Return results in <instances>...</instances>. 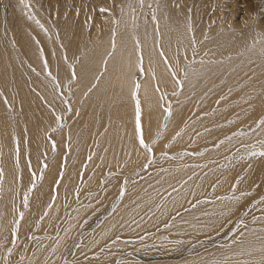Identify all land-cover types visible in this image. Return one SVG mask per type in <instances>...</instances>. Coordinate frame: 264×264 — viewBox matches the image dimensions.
<instances>
[{
    "label": "bare ground",
    "instance_id": "obj_1",
    "mask_svg": "<svg viewBox=\"0 0 264 264\" xmlns=\"http://www.w3.org/2000/svg\"><path fill=\"white\" fill-rule=\"evenodd\" d=\"M84 1L65 25V3L43 1L41 20L30 0H12L20 18L10 32L0 28V264H59L88 219L118 199L68 261L106 264L130 248H158L170 256L143 264H264V26L209 50L191 34L192 8L181 0L159 11L158 0L145 1L141 40L139 0H93L90 10L107 11L86 21L77 16ZM141 72L143 138L160 154L153 163L136 127ZM234 224L228 243L171 257L173 244Z\"/></svg>",
    "mask_w": 264,
    "mask_h": 264
},
{
    "label": "rangeland",
    "instance_id": "obj_2",
    "mask_svg": "<svg viewBox=\"0 0 264 264\" xmlns=\"http://www.w3.org/2000/svg\"><path fill=\"white\" fill-rule=\"evenodd\" d=\"M30 1H31V6L34 7L33 10L35 11V13H36V11L38 12V14L36 13V15L39 16L41 18V20H43L41 14L44 11L43 10L45 7L44 4L45 3L48 4L49 0L48 1H46V0H30ZM36 1H38V2H36ZM57 1H60V3H65L66 6H68V10H70L68 13L63 14L62 18H61L63 24L66 25L67 20H69V17H70V12H72V11L74 12L73 7H75V6H73V5L76 3L75 2L76 0L75 1L74 0H57ZM92 1L93 0H85L83 3H81V7L77 12V16L79 13H81V17L84 21H86L90 17V14L92 13V11L94 12V15H96V14H102V12H104V11H101V9H106L104 6L103 8L95 7L94 10H90L89 5L91 4ZM145 1H149V0H143V5H141V3H140L138 6L140 18H138L136 21L138 23V24H136L137 25L136 29H138L137 32H139L138 33L139 40H141L140 36H141V32H142L143 28H145L144 27L145 23L142 22V18H141V16L144 14L143 12L145 9V7H144ZM161 1L158 0L157 3H155L157 6L156 10H158V11L163 8L161 6H163L165 3V0H161ZM178 1L179 0H174V4H176ZM181 1L188 6L190 5L189 9L192 8V9H190V14H191L190 20L192 19L191 20L192 21L191 34L196 35V38H197V36H199L201 38L200 43H202L203 46L208 44L209 50H211L213 48L214 49H220L221 44L224 47H226L227 45H230L231 43L235 42V40H237V39L240 40V38H245L247 36H250L252 34V32L255 30V26H257V24L258 25L260 24V26H264V0H181ZM139 2H140V0H139ZM94 3L97 6L101 3V1L100 0H94ZM147 7L149 10L148 15H150L153 12L152 11L153 6L149 5ZM76 8H78V6H76ZM83 9H85V10H83ZM198 9L202 10V13H201L202 15H200V18L197 16ZM194 11H195V13H194ZM19 15H20V13L17 10V7L13 4L12 0H0V28H3L4 32H6V33L10 32L11 25L12 24L15 25V23L17 22L16 19L20 18ZM9 18L11 20H9ZM13 18H14V20H12ZM148 20H147V23H148ZM260 20H261V22H260ZM152 22L153 21H151L150 23H152ZM207 22H208V25L210 26L209 29L210 28H212V29H210V30L205 29V25ZM128 26H129V24H128ZM204 30H206V31H204ZM208 31H209V33H208ZM2 32L3 31H0V34ZM200 35H202V36H200ZM194 38H195V36H194ZM210 38L212 41L210 40ZM259 40L260 39H257L256 44L251 45V47L253 46L254 50H255L257 44H260L261 41H259ZM228 42H229V44H228ZM245 52L247 53V52H249V50L245 49ZM141 63L143 64V60H141ZM55 68H56V66H55ZM57 69L60 70L59 68H57ZM38 73L40 75H42L41 77L43 79H41V80L43 82H45V83L48 82L49 84H52V86H53V80L54 79L53 78L48 79V77H49L48 73H46V74H43L40 72H38ZM144 77H145L144 72H141L140 75L137 76V80H138L139 84L141 83L140 81ZM69 97L70 96L66 97V99L68 101H70V99H68ZM139 101H140V97H139ZM140 103H141V101H140ZM70 107H71V105H70ZM51 110H53L52 107H51ZM70 112H71L70 110L65 111L64 115L69 117L71 115ZM6 114H7V116L12 117V120H13V123L15 126L17 123V117H18L17 116L18 114L16 113V111L9 109ZM19 114L21 116L25 117L24 112L19 113ZM263 117H262V119H263ZM65 122H66L65 118H63L60 122L61 124L54 129V132L50 133L49 136L53 142H54V133L58 132V130L60 131V129L63 128V124ZM258 125H255L251 130L246 131V132H244L245 130L244 131L242 130L243 134L255 131L257 129ZM237 131H234L230 136L233 137L236 134H242V132L240 130H237ZM150 146L151 145H148L147 153L149 152L148 155L150 157V162L153 163L154 160H157L160 157V156H158L160 154H154V152ZM203 148H204V146H203ZM181 153H188L190 155H196V152L193 153V152L189 151V149H184ZM53 156H54V152L45 160L47 162H49V160ZM148 166L149 165L147 164L144 167H142L140 169L138 175H140L141 173H146ZM40 180L42 181L41 176L39 177V180L37 182L38 184L40 183L39 182ZM130 181H131V179H128L127 183H130ZM37 183H35L34 187L36 186ZM30 191H31V189H29V192L26 194L28 206H29V200H30L32 193H33V191H31V192ZM120 195H122V194H120ZM261 200H264V195H261L260 199H258V201H261ZM111 205H112L111 208L106 210L107 212L105 211V213L102 215V217H97L96 221H93L91 223L90 220L88 219V222H87L88 224L87 223L85 224V227L82 229V232L75 239L74 243L67 249L68 250L67 254H65V256L62 258V260L59 262V264H71L72 263V262L68 261V257L71 255L70 250H74V248H76L77 245L80 244V241L83 237L82 235H84L85 233H89L91 231L93 232L94 230H96L97 224H100V222L103 221V219L105 217H111V215H113L112 213H114V211L120 205V200L119 199L116 201L114 200L113 204H111ZM140 218H137V219L139 220ZM239 219H240V217L236 220V222H238V221L241 222V220H239ZM134 221H137V220L134 219ZM236 222H235V224H236ZM235 224L232 227H229V228L224 229L220 232H217L216 235H211L209 237L202 238L201 240H197L193 243L188 242L186 246H185V244H183V245H178V244L174 245L173 244V246H175V250L171 254L172 255L171 257H178V256H182L184 254H187V255L189 254L190 256H194V255L197 256V255L203 254V252H206L209 249L216 248L219 245H223V244L228 243L230 238H232V236H233L232 232H233V228H234ZM11 246L12 247L16 246V243L12 244ZM148 249H149V251L145 252V250H143L144 252L140 253L139 252L140 249H139V251H137L135 249L130 248L126 252H123V253L120 252L121 254H119L116 258H114L111 263L106 262V264H119V262H125V261H128V259H131V260L136 261V262H141L143 264V261L145 258H158V256H161V257L162 256L163 257L170 256V254H168V253L160 252L158 248L157 249L155 248V250H153V249L151 250L150 248H148ZM154 251H157V252H154ZM72 264H74V263H72ZM96 264H105V262H98Z\"/></svg>",
    "mask_w": 264,
    "mask_h": 264
},
{
    "label": "snow or ice",
    "instance_id": "obj_3",
    "mask_svg": "<svg viewBox=\"0 0 264 264\" xmlns=\"http://www.w3.org/2000/svg\"><path fill=\"white\" fill-rule=\"evenodd\" d=\"M140 3H141V5H143V0H140ZM101 11H107V10L101 9ZM153 18L155 19V16H153ZM141 70H143V69L141 68ZM139 88H140V85H139V83H137L135 85V91L133 93L134 98H135V103H136V109H135L136 110V127H137V130L139 132L140 144L143 147L148 148V145L145 143L144 138H143V127H142V122H141L142 109L140 107V101H139ZM168 111H169V115H170V109ZM260 124L264 125V119L260 120ZM157 135H159V133ZM261 155H264V153H261ZM45 167H46V165H45ZM25 202H27V197H25ZM20 216L22 218L23 213H20Z\"/></svg>",
    "mask_w": 264,
    "mask_h": 264
}]
</instances>
